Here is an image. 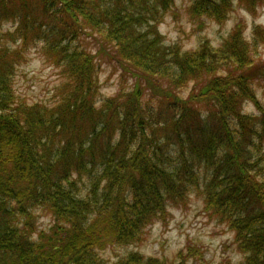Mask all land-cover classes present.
Returning a JSON list of instances; mask_svg holds the SVG:
<instances>
[{"label": "trees", "instance_id": "1", "mask_svg": "<svg viewBox=\"0 0 264 264\" xmlns=\"http://www.w3.org/2000/svg\"><path fill=\"white\" fill-rule=\"evenodd\" d=\"M174 1L0 0V22L14 23L0 42V264H105L100 249L138 243L195 194L233 231L238 264H264V109L250 87L264 70L238 26L218 48L165 42ZM232 7L187 10L220 22ZM31 49L58 70L51 105L13 91ZM104 55L133 81L101 98ZM245 100L259 113L243 112ZM179 257L130 251L114 264H204Z\"/></svg>", "mask_w": 264, "mask_h": 264}, {"label": "rangeland", "instance_id": "2", "mask_svg": "<svg viewBox=\"0 0 264 264\" xmlns=\"http://www.w3.org/2000/svg\"><path fill=\"white\" fill-rule=\"evenodd\" d=\"M188 6L189 0H175L170 11L165 13L159 24V31L165 42H177L182 51H193L204 41L209 46L218 48L230 37L234 27L238 26L241 37L249 42V54L253 64L264 70V2L248 5L233 0L232 9L220 22L205 16L193 17L187 10ZM0 9L5 10L1 3ZM13 24L10 19L1 20L0 42L8 41L11 44L9 36L13 31ZM100 60L98 93L101 98L115 94L121 82L124 87L132 83L130 77L119 79L122 68L114 58L104 55ZM59 82L58 70L45 62L38 51L31 49L27 51L24 61L15 67L13 91L19 101L27 104L51 105L54 88ZM250 87L258 106L264 109V78L255 76L250 81ZM242 110L250 114L259 113L253 100H245ZM262 158L261 166L264 171V153ZM164 218V223L158 220L147 227L138 243L128 246L109 244L100 249L105 264H114L130 251L166 262L178 260L182 252L188 263L199 259L204 264L239 263L241 254L234 245L233 231L226 222L218 220V217L205 209L200 196L190 195L181 208L170 207ZM36 224L39 229L48 228L49 216L40 214ZM188 248H192L194 253H188Z\"/></svg>", "mask_w": 264, "mask_h": 264}]
</instances>
